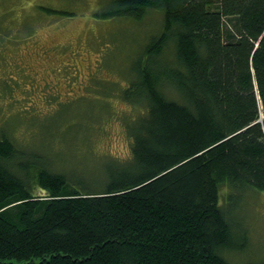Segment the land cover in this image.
I'll return each mask as SVG.
<instances>
[{"label":"trees","instance_id":"trees-1","mask_svg":"<svg viewBox=\"0 0 264 264\" xmlns=\"http://www.w3.org/2000/svg\"><path fill=\"white\" fill-rule=\"evenodd\" d=\"M112 4L161 18L120 94L128 157L61 172L0 129V264H233L218 195L264 191V0Z\"/></svg>","mask_w":264,"mask_h":264},{"label":"rangeland","instance_id":"rangeland-1","mask_svg":"<svg viewBox=\"0 0 264 264\" xmlns=\"http://www.w3.org/2000/svg\"><path fill=\"white\" fill-rule=\"evenodd\" d=\"M112 1L0 0V129L61 172L95 178L98 159L129 154L120 119L134 115L120 94L161 18L98 16ZM231 192L222 186L219 203L244 250L227 258L263 262L264 191L238 190L228 200Z\"/></svg>","mask_w":264,"mask_h":264}]
</instances>
